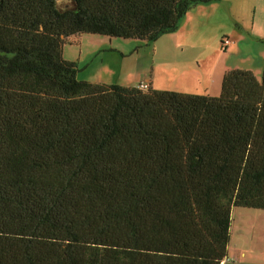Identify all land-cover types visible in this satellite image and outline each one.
Segmentation results:
<instances>
[{
  "label": "trees",
  "instance_id": "obj_1",
  "mask_svg": "<svg viewBox=\"0 0 264 264\" xmlns=\"http://www.w3.org/2000/svg\"><path fill=\"white\" fill-rule=\"evenodd\" d=\"M214 1L0 0V264H246L227 247L233 209L264 210V72L211 97L62 57L78 34L153 44Z\"/></svg>",
  "mask_w": 264,
  "mask_h": 264
},
{
  "label": "rangeland",
  "instance_id": "obj_2",
  "mask_svg": "<svg viewBox=\"0 0 264 264\" xmlns=\"http://www.w3.org/2000/svg\"><path fill=\"white\" fill-rule=\"evenodd\" d=\"M58 6L71 7L64 1ZM234 36L239 41L223 48L222 41L232 42ZM263 37L264 0H220L188 10L175 32L161 35L153 44L78 34L63 42L62 57L76 63L82 81L122 87L148 82L154 90L178 93L210 88L219 96L224 70L246 67L262 80ZM235 48L238 53L233 55ZM244 54L251 58L241 59ZM231 217L228 256L264 264V210L235 208Z\"/></svg>",
  "mask_w": 264,
  "mask_h": 264
},
{
  "label": "crops",
  "instance_id": "obj_3",
  "mask_svg": "<svg viewBox=\"0 0 264 264\" xmlns=\"http://www.w3.org/2000/svg\"><path fill=\"white\" fill-rule=\"evenodd\" d=\"M234 41L232 40V42L230 43V44H234L235 43V40H237V41H239L235 36H234ZM264 38V37H263ZM262 38V39H263ZM242 43H245V42H242ZM229 44V45H230ZM240 44H241V42H240ZM237 49L238 48H235V49H233V55H235V53L237 54L238 53V51H237ZM240 52V51H239ZM243 53V52H242ZM241 59H243V58H246V60H249L251 57L249 56V55H245L244 54V56H241L240 57ZM249 65V64H248ZM237 69H240V70H248L246 67L245 68H237ZM227 71H229V70H224V72L223 73H226ZM249 71H252V70H249ZM253 72V71H252ZM255 73H256V75L258 74V71L257 70H255ZM104 84H107V83H104ZM150 84V87L152 88V86H151V83H149ZM192 84H194V82L192 83ZM218 83H217V90H218ZM132 87H134V86H132ZM210 88H204L203 90H194V91H190V92H184V93H188L189 95H204V96H211V97H217L216 95V92L215 93H212V92H210ZM200 91V92H199ZM181 93H183V92H181ZM183 93V94H184ZM227 257H228V259H230V261H234V262H238V261H235V260H233L232 258H230L229 256H228V252H227ZM238 263H241V262H238ZM246 264H248V263H246Z\"/></svg>",
  "mask_w": 264,
  "mask_h": 264
},
{
  "label": "built area",
  "instance_id": "obj_4",
  "mask_svg": "<svg viewBox=\"0 0 264 264\" xmlns=\"http://www.w3.org/2000/svg\"><path fill=\"white\" fill-rule=\"evenodd\" d=\"M231 42V41H230ZM229 44V40L224 41V46H227ZM141 91H147L149 89V83L145 82L141 85L136 86Z\"/></svg>",
  "mask_w": 264,
  "mask_h": 264
}]
</instances>
